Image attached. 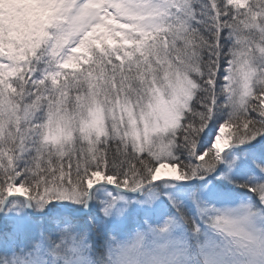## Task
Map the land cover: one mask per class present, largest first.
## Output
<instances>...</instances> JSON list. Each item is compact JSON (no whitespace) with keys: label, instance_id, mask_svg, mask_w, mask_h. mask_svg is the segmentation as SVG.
I'll return each instance as SVG.
<instances>
[{"label":"snow or ice","instance_id":"6c2138e0","mask_svg":"<svg viewBox=\"0 0 264 264\" xmlns=\"http://www.w3.org/2000/svg\"><path fill=\"white\" fill-rule=\"evenodd\" d=\"M0 264H264V0H0Z\"/></svg>","mask_w":264,"mask_h":264}]
</instances>
